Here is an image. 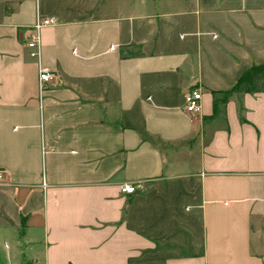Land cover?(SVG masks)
Segmentation results:
<instances>
[{
  "label": "crops",
  "instance_id": "obj_1",
  "mask_svg": "<svg viewBox=\"0 0 264 264\" xmlns=\"http://www.w3.org/2000/svg\"><path fill=\"white\" fill-rule=\"evenodd\" d=\"M257 65L264 0H0V264H264Z\"/></svg>",
  "mask_w": 264,
  "mask_h": 264
},
{
  "label": "built area",
  "instance_id": "obj_2",
  "mask_svg": "<svg viewBox=\"0 0 264 264\" xmlns=\"http://www.w3.org/2000/svg\"><path fill=\"white\" fill-rule=\"evenodd\" d=\"M51 18H37L31 27L28 40L26 42V48L30 51L29 56L34 58L38 55L39 49V31L40 29L51 25ZM54 77L53 73L43 69L41 67L37 70V89L38 93L42 95L45 92L49 81ZM200 91L198 89L192 90L183 96L182 109L187 114H194L199 111L200 108ZM3 181V174L0 171V185ZM144 184L142 182L135 183H123L119 185L118 191L121 195L132 196L143 190Z\"/></svg>",
  "mask_w": 264,
  "mask_h": 264
},
{
  "label": "trees",
  "instance_id": "obj_3",
  "mask_svg": "<svg viewBox=\"0 0 264 264\" xmlns=\"http://www.w3.org/2000/svg\"><path fill=\"white\" fill-rule=\"evenodd\" d=\"M264 93V65L251 66L239 76L236 83L225 95Z\"/></svg>",
  "mask_w": 264,
  "mask_h": 264
},
{
  "label": "rangeland",
  "instance_id": "obj_4",
  "mask_svg": "<svg viewBox=\"0 0 264 264\" xmlns=\"http://www.w3.org/2000/svg\"><path fill=\"white\" fill-rule=\"evenodd\" d=\"M2 244H3V243H2V242H0V247L2 246Z\"/></svg>",
  "mask_w": 264,
  "mask_h": 264
}]
</instances>
